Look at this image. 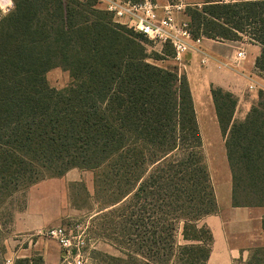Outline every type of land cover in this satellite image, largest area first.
Here are the masks:
<instances>
[{"label":"trees","instance_id":"1","mask_svg":"<svg viewBox=\"0 0 264 264\" xmlns=\"http://www.w3.org/2000/svg\"><path fill=\"white\" fill-rule=\"evenodd\" d=\"M13 2L0 24V206L46 179L91 171L97 193L109 188V217L120 221L124 258L110 260L149 264L136 247L151 264H207L213 237L201 221L217 202L191 90L176 67L150 62L173 53H150L148 40L94 0ZM184 15L193 39L247 36L259 45L264 76V0H207ZM55 68L70 74L63 90L47 83ZM212 97L233 206L264 208V91L240 122L231 93L212 89ZM238 263L264 264V243Z\"/></svg>","mask_w":264,"mask_h":264},{"label":"crops","instance_id":"2","mask_svg":"<svg viewBox=\"0 0 264 264\" xmlns=\"http://www.w3.org/2000/svg\"><path fill=\"white\" fill-rule=\"evenodd\" d=\"M154 1L160 6L168 3V0ZM159 14L162 16V11H159ZM181 15V17L179 14L175 15L177 23L187 21L185 15L183 13ZM200 46L202 50L221 63H231L239 51L246 53L245 59L234 67H219L215 63L203 66L201 55L193 51L185 52L180 63L174 58L163 60L165 66L176 67L187 78L203 139V149L205 147L209 164L212 165L209 173L214 186L217 212L201 221V224L211 231L213 237L207 264H235L237 261L246 260L248 249L264 243L262 230L264 208L233 206L232 173L225 138L213 102L212 89H221L231 93L237 99L233 122L245 120L251 109L258 103L259 92L264 91V80L256 69V61L262 53V48L245 40L219 42L206 38L201 40ZM211 134L218 144L217 149L213 151L207 150L209 147L207 135L210 137ZM43 184L46 183L40 182L32 186L29 194L38 190ZM26 212H18L15 215L14 230L17 233L32 234L42 229V225L23 218ZM5 255V260L10 261V264L19 262L60 264L62 259L59 245L41 237L29 240L26 247L13 253L14 257L8 258V254Z\"/></svg>","mask_w":264,"mask_h":264},{"label":"rangeland","instance_id":"3","mask_svg":"<svg viewBox=\"0 0 264 264\" xmlns=\"http://www.w3.org/2000/svg\"><path fill=\"white\" fill-rule=\"evenodd\" d=\"M168 1L170 3L182 1L190 8L196 6L201 7L207 0ZM139 2L141 1L137 0L133 3ZM96 5L104 9V6L97 3ZM13 13L14 8L11 9L9 13L5 14L0 6V24ZM180 15L181 14H179V16ZM114 21L119 24L126 22L125 19H114ZM178 23L180 24V22ZM121 25L124 24L122 23ZM243 39L248 41L247 36ZM164 50L168 53L172 52L174 58L173 48L169 44L151 43L149 46L150 53L162 54ZM169 59L171 58L168 57L167 60ZM150 62L159 67L169 68V66L163 64V61L155 62L151 60ZM259 75L264 80V76L260 73ZM46 80L51 88L57 90L67 88L72 82L69 72L62 68H55L49 71L46 74ZM236 122H238V120H236ZM207 141L209 144L207 150L213 151L217 149L218 144L215 142L216 138H214L212 134L210 137L207 135ZM203 153L210 172L212 165L209 164L205 147ZM41 183L46 184H43L38 190H34V192L30 194V188L24 192L18 193L9 200L7 204L0 206V249L5 264V254H8V258L14 257L13 253L26 247L29 240L41 237L38 233L39 231L57 227L65 228L73 237L75 244H79L80 247H82V254L80 257L81 264H117L108 257L124 258V245L121 244V238L118 232L120 221L117 218L109 217L110 209H105V205L110 199V192L107 190L108 187L104 186L102 189L100 188L97 193L96 173L73 169L61 178H49ZM18 212H26L23 218H26V221H35L39 225H42V229L32 234L17 233L13 228V224L15 215ZM41 238H44L46 241H53L49 238ZM254 248L255 247L248 249L246 260L249 258ZM131 251L140 261L151 264V262L148 261L149 256L145 254L143 258V254L139 253L136 247H132ZM237 262H235V264H237ZM60 264H64L63 258Z\"/></svg>","mask_w":264,"mask_h":264},{"label":"built area","instance_id":"4","mask_svg":"<svg viewBox=\"0 0 264 264\" xmlns=\"http://www.w3.org/2000/svg\"><path fill=\"white\" fill-rule=\"evenodd\" d=\"M90 1V0H83ZM104 6V10L112 14L114 19H125L124 24L134 32L143 36L152 44H169L174 51V59L182 62V55L187 51L199 53L202 65L215 63L219 67H234L246 57L244 51H239L231 63H221L201 50V38L193 39L188 22L177 23L175 15L185 13L187 5L182 1L160 6L152 0L133 3L126 0H94ZM0 6L7 14L13 9L12 0H0ZM162 11V16L159 14ZM41 237L52 239L59 245L64 264H81L82 247L75 244L73 237L65 228L57 227L38 232ZM10 264V261H6Z\"/></svg>","mask_w":264,"mask_h":264}]
</instances>
